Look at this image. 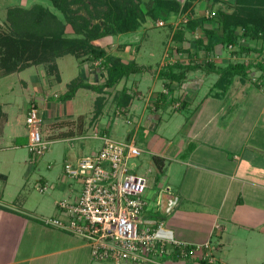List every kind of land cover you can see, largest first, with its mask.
Returning <instances> with one entry per match:
<instances>
[{
	"label": "crops",
	"instance_id": "1",
	"mask_svg": "<svg viewBox=\"0 0 264 264\" xmlns=\"http://www.w3.org/2000/svg\"><path fill=\"white\" fill-rule=\"evenodd\" d=\"M235 1L192 0L191 6L183 12L182 18H186L172 31L177 52L182 55L179 63L198 64L199 68L186 73L180 85L169 84L161 78L162 67L153 68L159 61L162 64L165 43L151 32L147 33L149 37L145 41L136 40L133 35L134 40L128 37L129 40L124 41L125 34L105 38L111 44L114 41L120 45L119 50L112 49L109 55L144 69L113 88L104 89L106 101L100 116L110 110V106L117 114L112 98L125 89L132 98L123 114L128 126L122 141L133 140L141 154L158 156L164 161L161 173H164L162 182L166 187H159L155 193L147 186L146 206L141 215L143 224L154 229L162 222L165 234L168 232L177 240L192 245L209 244L192 257H165L160 259L161 264H264V89L255 86L248 76H236L226 92L215 97L216 70L235 62L232 60L236 55L247 54L235 53V47L219 43L213 49H206L214 39L213 35L209 38L208 32L217 37L223 35L216 14H231L237 7ZM20 2L13 8L42 6L27 8L26 0ZM5 8L0 12V29L4 30L9 10ZM209 11L212 16H207ZM189 21L197 23L194 31L185 28ZM133 33L136 32L126 34ZM236 33L241 32L237 29ZM154 42L162 46V52L151 49L150 44ZM191 43L193 49L188 48ZM239 44L255 50L248 55H254L255 63L264 67L263 42L240 37ZM209 64L215 69H210ZM81 67L79 73L85 82L98 84L97 78L105 77L99 68L86 63ZM253 69L263 72L258 67ZM51 76L43 65H32L0 76V143L6 142L7 148L16 150L22 146L28 153L29 129L25 116L30 106L37 108L41 118L40 132L50 144L60 139L59 133L72 130L74 134L64 138H73L87 128L100 125V116L97 119L90 117V127H84L80 118L73 117L76 113L73 101L78 93L86 90L94 95L93 110L98 94L89 89H78L70 100L62 102L60 95L77 76L65 84L64 90L56 89L61 84L60 75L55 81ZM12 77L17 82L12 81ZM145 86L147 90L143 95L141 89ZM18 93L22 94L20 98ZM161 93L165 95V101L160 100ZM15 98L20 99L18 105L13 101ZM134 98L144 100L142 106H136ZM180 102L182 106L178 109ZM59 122L67 125L53 128V123ZM101 136L100 132H94L93 139L100 145ZM0 178L6 177L0 175ZM159 202L161 206L157 205ZM9 204L0 197V264H113L92 260L88 246L81 239L55 228L40 227L37 221L40 222L43 216L37 220L23 209L21 203L17 205L13 201Z\"/></svg>",
	"mask_w": 264,
	"mask_h": 264
},
{
	"label": "trees",
	"instance_id": "2",
	"mask_svg": "<svg viewBox=\"0 0 264 264\" xmlns=\"http://www.w3.org/2000/svg\"><path fill=\"white\" fill-rule=\"evenodd\" d=\"M53 10L43 6H33L29 9H9L6 16L7 30L0 29V76H6L21 71L32 65H45L48 75L59 80L57 74L56 60L59 57L71 54L78 57L81 63L90 64L104 71L105 78L102 83L90 84L83 80L81 74L72 79L66 85V91L60 95L62 102L70 100L78 89H89L98 94L94 101L93 119H97L104 107L106 98L104 89L113 88L121 80L132 74L143 71L142 66L133 62L123 63L120 59L109 55L106 50L95 43L107 37L126 34L136 31L145 19L139 5L132 0H92L93 8L97 15H91V19H98L99 24H92L90 20L76 16L69 8L66 0H49ZM236 8L231 14L217 13L216 17L221 24L223 35L217 37L213 32H208L209 37L213 35L206 49H213L216 44L235 47V53L249 54L255 50L248 46L239 44V38L257 40L264 43V0H236ZM100 6H97V5ZM103 7V8H102ZM86 8V6H85ZM102 8V9H101ZM176 0H153V6L148 15L152 18L161 16L167 18L181 10ZM80 22V23H79ZM197 23L189 21L185 28L194 31ZM68 28V29H67ZM74 34L69 37L70 31ZM239 29L241 32L237 34ZM178 34H182L178 31ZM198 44H201L198 41ZM81 54H80V53ZM83 56L82 58L80 57ZM209 66H212L209 64ZM258 67L262 74L254 80L255 86L264 89V67L258 63L244 61L230 62L224 67L218 68V78L213 84L217 91L215 97L223 95L234 77H247L252 68ZM199 68L198 64L173 63L166 64L159 71V76L170 83L180 85L185 79L186 73ZM210 69H215L212 66ZM168 83L164 85L169 87ZM132 97L128 96L125 89L115 94L112 102L117 108V114H124ZM160 100L165 101V95L160 94ZM182 106L179 103L178 109ZM66 122L53 123V128H61ZM73 131L59 133L57 137L64 138L73 135ZM53 138V137H52ZM153 161L160 172L164 168V161L158 156H153Z\"/></svg>",
	"mask_w": 264,
	"mask_h": 264
},
{
	"label": "rangeland",
	"instance_id": "3",
	"mask_svg": "<svg viewBox=\"0 0 264 264\" xmlns=\"http://www.w3.org/2000/svg\"><path fill=\"white\" fill-rule=\"evenodd\" d=\"M20 1L21 0H0V12L6 10L5 7H7L8 9L18 7L21 4ZM66 1L70 2L69 8H71L72 13H74L76 16H82L90 20L92 24L101 23L99 18L91 19L88 13L91 12V15H97V12H95L93 8L94 3L92 2V0ZM132 1L139 5L140 9L143 11L146 17L143 21L144 23L142 22L143 27L140 29V25V27L135 31L136 33H133L130 36L128 34H125L123 37L124 41H128V37H131L132 40H134V37H132V35L136 37V40L145 41L146 38L149 37V32H151L152 34H154V37H156V39H158L159 41L161 40L165 43L163 48L164 56H162L163 65L160 64L161 61H159L153 65V68L157 70L159 67L166 66V64L179 63L180 57H182V55L178 54L177 52L178 45H176L174 42L172 31L174 30V28H176V25L178 28V26L181 24L180 22H183L184 18H186H182L183 12H185L189 8V6H191L192 0H184V3L180 0H176L177 2H179L180 8L182 9L179 10V12H177L176 14L174 13L175 18L172 17L171 19L168 17L172 14H170L165 19H161V16L152 18L148 15L151 7L153 6V0ZM26 2L27 3L25 4V7L27 8L32 5H42L46 8L53 9L52 4L49 0H26ZM97 6L100 5L98 4ZM53 11H56V14L58 13L57 15L61 18V14L60 12H58V10L54 9ZM194 13L193 15H195ZM211 14L212 13L209 11L207 16H210ZM204 15H206L205 11ZM160 22L162 23V25H158V23ZM1 30L6 31L7 29ZM67 35L71 37L74 34L72 32H68ZM106 40L102 39L99 40V43L97 41H95V43L101 45L107 53H110L112 49H120V45H117L114 41L113 44H111L110 40L109 42ZM192 40L195 41L196 38L193 37ZM150 47L153 51L156 50V53L162 52V46L156 45V42L151 43ZM188 48L193 49L194 44L191 43ZM157 49H159V51H157ZM80 57L82 58L83 56L80 55ZM236 60L255 63V56H250L248 54L244 56L236 55L232 61ZM82 65L83 63H81L78 57L75 55L68 54L59 57L56 60L57 74L58 76L60 75L62 80L61 84H58V86H56V89L64 90L65 84L69 82L70 79L80 74L79 69L82 68ZM87 65L90 66V64ZM43 66L46 68L45 65ZM260 75V71L252 68L248 75V78L253 79L252 81L254 83V80H256ZM51 77L54 81L56 80L54 73ZM12 78L14 79L12 81L17 82V80H15V77ZM103 80L104 79L98 77L96 82L101 83ZM146 90V86L141 89L143 95L145 94ZM89 94H91V96ZM17 96H22V94L18 93ZM93 96L94 95L92 93H87L86 90H82L80 93H78L73 101L76 111L73 117L75 119L80 118L79 122L83 123L84 127H90L88 126V121H90V117L93 116ZM19 98H15V100H13L17 103V105L18 102H20ZM133 100L136 106H142L144 102V100L138 98H134ZM107 101H110V99L107 98ZM109 108L111 109L105 111V113L100 116L99 126H96V128H87L85 132H83L82 134L74 135L73 138H60L55 140L53 143L49 144L48 150L45 151L43 156L37 159L35 162L31 161L29 154L22 146H20L19 149L11 150L7 148L8 144L6 142L0 143V175L6 177L4 180H1L0 178V197L3 196V201H5L7 205H10L9 203L13 201H15L17 205L21 203V205H23L24 207L23 209H25V211L33 215L35 218L37 217L36 219L38 220V217L40 216L48 217L54 215V213L56 212V201L72 200L73 198H75L80 191V184L79 182L70 180L66 177L64 173V165L66 163H73L76 160L89 155L91 152L97 150L100 147V142L97 139H93L95 131H98L100 132V134H103V136H107L117 141H122L125 135V131L128 125L123 118V114L121 113V115H118L114 113L111 106ZM174 116L176 117V115ZM83 126H81V129ZM137 142L139 143V141ZM138 143L137 145L140 146L141 144ZM128 164L129 167L133 169L134 173L144 177L147 180V184L149 185L151 191L156 193L159 187H166V184L162 182V176L164 173H161L159 171L153 161V157L140 154V157L129 159ZM40 188L42 189L40 190ZM171 214L172 213H170L168 216L166 215V219L169 218ZM37 224L40 227H45V225H42L39 221H37Z\"/></svg>",
	"mask_w": 264,
	"mask_h": 264
},
{
	"label": "built area",
	"instance_id": "4",
	"mask_svg": "<svg viewBox=\"0 0 264 264\" xmlns=\"http://www.w3.org/2000/svg\"><path fill=\"white\" fill-rule=\"evenodd\" d=\"M25 123L29 129L27 151L35 162L50 144L40 132L41 118L35 106L28 109ZM99 139L97 150L64 165L66 177L80 184L77 196L57 201L56 214L40 218V222L81 239L90 258L98 262L161 264L162 258H189L208 248V243L192 245L165 234L162 222L154 229L144 225L141 215L147 180L128 164L129 159L140 156V149L133 140Z\"/></svg>",
	"mask_w": 264,
	"mask_h": 264
}]
</instances>
